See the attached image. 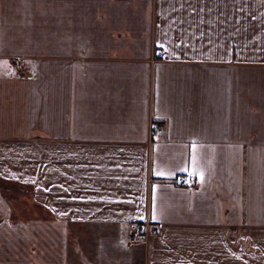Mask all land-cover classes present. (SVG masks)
I'll return each mask as SVG.
<instances>
[{"label":"crops","instance_id":"obj_1","mask_svg":"<svg viewBox=\"0 0 264 264\" xmlns=\"http://www.w3.org/2000/svg\"><path fill=\"white\" fill-rule=\"evenodd\" d=\"M71 226L86 264H264V0H0V264Z\"/></svg>","mask_w":264,"mask_h":264},{"label":"rangeland","instance_id":"obj_2","mask_svg":"<svg viewBox=\"0 0 264 264\" xmlns=\"http://www.w3.org/2000/svg\"><path fill=\"white\" fill-rule=\"evenodd\" d=\"M9 194L19 195L23 190L20 187H10L6 190ZM17 204H20V199L17 200ZM20 207V205L18 206ZM98 228H94L93 230L86 229L85 227H77L71 226L70 233H69V250H68V264H86L88 260V255L86 254V250L91 253L92 248L90 247L87 249L86 241L91 240V237H95L96 239L99 238L97 241L91 240V245H96L95 242L99 243L104 242L106 243V238H103L104 234L102 231L98 230ZM133 231V229H132ZM132 233V232H131ZM130 233V234H131ZM129 237V236H128ZM101 250V249H100ZM90 259V257H89Z\"/></svg>","mask_w":264,"mask_h":264},{"label":"built area","instance_id":"obj_3","mask_svg":"<svg viewBox=\"0 0 264 264\" xmlns=\"http://www.w3.org/2000/svg\"><path fill=\"white\" fill-rule=\"evenodd\" d=\"M157 57H163L165 55V51L163 49H158L156 52ZM18 61V60H17ZM17 68H18V73L20 74H25V69L17 62ZM149 131L150 134H157L161 133L162 127L160 124H153L150 122L149 125ZM191 181L190 177L188 175H179L175 179V182L178 184H187ZM149 228L147 221L140 225H135L132 233L128 237V242L129 244L136 243L138 241H141L142 239H145L148 235Z\"/></svg>","mask_w":264,"mask_h":264}]
</instances>
